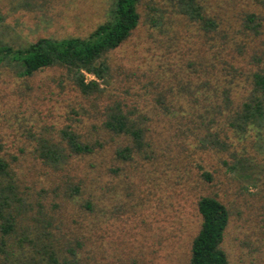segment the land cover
I'll list each match as a JSON object with an SVG mask.
<instances>
[{"label": "rangeland", "instance_id": "374dc122", "mask_svg": "<svg viewBox=\"0 0 264 264\" xmlns=\"http://www.w3.org/2000/svg\"><path fill=\"white\" fill-rule=\"evenodd\" d=\"M198 2L218 22L217 33L175 14L169 0H141L136 28L104 56L108 72L98 81L100 92L80 94L59 68L18 76L0 66V155L30 203L0 264H42V248L55 252L57 264H188L200 220L196 201L205 194L228 209L221 242L228 262L264 264L261 140L251 131L226 141L215 115L238 107L249 72L264 65V7L258 0ZM110 4L0 0V43L17 47L42 37H84L105 20ZM160 11L162 25L150 27L147 20ZM250 12L261 15L259 27L245 25ZM115 101L147 129L152 153L123 160L115 155L126 141L103 130L100 115ZM69 126L97 145L93 152L57 165L40 159L38 139L60 141V129ZM214 131L227 147L201 142ZM238 156L244 158L240 166Z\"/></svg>", "mask_w": 264, "mask_h": 264}, {"label": "trees", "instance_id": "16d2710c", "mask_svg": "<svg viewBox=\"0 0 264 264\" xmlns=\"http://www.w3.org/2000/svg\"><path fill=\"white\" fill-rule=\"evenodd\" d=\"M140 1L111 0L105 20L98 23L84 37L69 36L60 39L42 37L17 47L0 43V66L11 67L18 76H31L44 68H59L64 70L67 79L80 94L100 92L98 81L108 72L104 56L125 42L136 28L140 17L138 12ZM258 1L264 7V0ZM169 6L175 14L189 22L197 23L199 30L217 33L218 22L204 12L198 0H169ZM261 19V15L256 12L246 13L244 16L245 25L251 22L255 27L260 26ZM162 23L161 11L156 18L147 20L150 27H159ZM84 73L93 76L94 79L86 80ZM249 73L248 86L239 100L238 107L231 114L228 111L215 110L216 123L220 125L218 131L227 134L226 141L232 136L239 141L242 139L239 137L252 131L258 140H261L264 150V65L253 67ZM223 94L228 98L227 91ZM129 114L124 112L117 101L106 105L100 114L103 130L110 132L115 138H120L122 142L126 141L125 145L118 146L114 151L121 160L129 159L132 153L143 155L152 153L145 141L148 137L145 134L147 129L140 126L137 120L135 122L130 118ZM76 122L80 123L79 119ZM78 129L70 126L60 129L58 137L60 141L43 137L38 139L37 156L45 162L57 165L64 157L66 159L76 154L92 153L97 145L88 144ZM217 136V132L214 131L211 137L205 136L200 140L203 144L208 143L219 149L227 147V144L220 141ZM243 160L242 156L235 158L236 165L240 166ZM201 177L209 180L210 174L202 171ZM71 189L75 192L73 195L79 194L76 185L71 186ZM18 192L15 174L7 159L0 155V259L8 256V238L19 227L18 219L25 212V206L30 205ZM84 204L88 207L91 202L87 199ZM196 211L200 220L197 231L189 243L188 264H230L221 247L229 222V212L225 204L215 195H200L196 201ZM37 251L41 254L42 264H57L52 249L42 248Z\"/></svg>", "mask_w": 264, "mask_h": 264}]
</instances>
